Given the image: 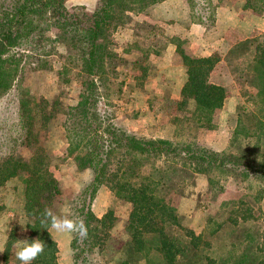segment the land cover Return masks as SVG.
Returning <instances> with one entry per match:
<instances>
[{"label":"trees","instance_id":"1","mask_svg":"<svg viewBox=\"0 0 264 264\" xmlns=\"http://www.w3.org/2000/svg\"><path fill=\"white\" fill-rule=\"evenodd\" d=\"M160 1L97 0L92 10L79 6L77 12L75 6H66L65 0H0V99L12 88L23 58L33 56L37 65L45 66L47 57L65 56L58 74L71 65L83 77L77 103L63 109L57 101L50 102L23 88L18 102L23 132L15 141L31 149V153L6 154L0 160V183L18 178L24 184V213L29 219L25 239L40 238L47 245L33 264H57L56 241L41 225V218L45 208L59 214L54 202L57 206L61 189L49 169L50 157L40 140V125L57 112L64 116L67 153L80 168L92 170L90 179L74 197L76 214L69 216L83 219L88 228L86 239L71 234L73 264H86L88 254L95 247L103 248L105 239L112 237V211L107 210L99 218L91 206L100 187L107 183L115 197L130 205L123 223L125 238L119 241L124 245L126 257L115 264H264V255L256 244L255 226L240 212L238 204L228 209L226 203L214 207L219 215L213 217L210 212L213 206L207 202L206 225L199 232L185 226L177 212L183 186L191 174L213 169L238 172L247 181L254 178L264 181L263 161L245 164L235 154L219 153L194 143L139 137L117 127L98 111L99 99L106 98L102 88L108 92L106 65L113 58L109 49L111 30L124 21L126 14L141 12ZM25 42L34 44V55L30 54L31 48H26L27 52L19 48ZM254 44L244 41L236 48L243 53ZM57 45L63 47L65 55L57 51ZM256 47L249 73L257 88L254 105L261 117L256 119V112H252L247 123L256 119L262 125L256 132H251L250 126H245L247 123L243 128L236 127L235 133L243 137L264 133V44L256 43ZM176 52L187 75L177 103L180 107L193 103L194 108L187 111V120L194 116L197 122H210L227 96L222 85L208 79L218 55L190 56L178 44ZM241 122L239 117L238 123ZM120 150L119 166L116 170L109 169L112 156ZM19 240L12 227L2 264L13 257L17 251L14 245Z\"/></svg>","mask_w":264,"mask_h":264},{"label":"rangeland","instance_id":"2","mask_svg":"<svg viewBox=\"0 0 264 264\" xmlns=\"http://www.w3.org/2000/svg\"><path fill=\"white\" fill-rule=\"evenodd\" d=\"M75 7L80 12L79 6ZM220 7L227 9L223 15L216 12ZM152 8L126 14L124 21L111 30L109 49L113 58L106 65L108 92L102 88L106 98L99 99L98 111L107 115L117 127L139 137L194 143L219 153L235 154L245 164L264 162V133L246 137L235 133L236 127H244L250 113L256 112L258 120L261 117L254 105L258 94L251 82L249 64L257 51L255 44H264V0H172L159 11L152 12ZM183 14L191 22L203 24L201 31H188ZM244 41L255 44L241 53L242 50L236 47ZM177 44L190 56L210 51L218 55L219 60L208 79L222 85L227 96L215 109L210 122H197L194 116L187 120V111L194 108L193 103L188 102L183 107L177 103L181 98L180 85L187 79L181 57L176 49L172 52L169 48ZM33 45L25 42L19 48L22 52L31 48L30 54L34 55ZM56 49L65 55L61 45ZM230 49L233 52L229 53ZM32 57L23 58V66L18 69L20 72L17 71L12 88L0 99V160L6 154L28 156L31 153V149L15 141L23 132L18 111L23 88L50 102L57 101L62 109L78 100L82 75L71 65L58 74L65 56L53 54L46 58L45 66L37 65L38 61ZM239 117L242 118L241 124L238 123ZM256 119L245 125L250 126L251 132H256L262 125L261 121L257 124ZM40 132L41 146L50 157L49 169L61 189L54 207L59 214H76L74 197L90 179L92 170L80 168L67 153L62 113L57 112L50 121L40 125ZM121 152L112 156L109 169L116 170L119 166L117 160L120 161ZM183 187L184 194L178 200L177 212L185 226L196 232L203 229L208 214L207 202L213 206L210 211L213 217L219 215L214 207L226 203L228 209L238 204L240 212L255 226L258 233L256 244L264 255L263 180L247 181L238 172L210 169L205 173L191 174ZM23 192L24 184L18 178L0 183V247L5 248L12 227L20 239L29 234ZM96 196L91 204L94 214L111 210L114 227L110 233L112 237L105 239L103 248L95 247L88 254L86 264H115L126 257L124 245L119 241L125 238L123 223L130 205L115 197L109 183L102 185ZM20 223L26 225V230ZM60 235L61 238H71V234ZM2 262L3 252L0 253V264ZM56 262L73 264L72 250H58ZM6 264H20V261L14 254Z\"/></svg>","mask_w":264,"mask_h":264},{"label":"clouds","instance_id":"3","mask_svg":"<svg viewBox=\"0 0 264 264\" xmlns=\"http://www.w3.org/2000/svg\"><path fill=\"white\" fill-rule=\"evenodd\" d=\"M21 224V223H20ZM25 227L26 225L21 224ZM41 225L49 231V233L57 234H75L81 239L88 237V228L83 219L70 218L65 212L57 214L52 208H45L42 218ZM46 243L40 238L20 239L17 244L14 245L15 257L20 261V264H33V261L38 259L44 254ZM5 249L0 247V253L4 252Z\"/></svg>","mask_w":264,"mask_h":264},{"label":"crops","instance_id":"4","mask_svg":"<svg viewBox=\"0 0 264 264\" xmlns=\"http://www.w3.org/2000/svg\"><path fill=\"white\" fill-rule=\"evenodd\" d=\"M170 1H172V0H162V1L154 4L153 5L154 8H152V12H155L156 10L159 11V10H161L162 7L168 6ZM96 3H97V0H65V5L68 6V7L69 6H84L88 10H92L96 6ZM226 11H227V9H224V7H220V9H218V8L216 9V12H217L218 15H223V13H226ZM180 12L181 11H178L179 14H180ZM183 15H184V17L186 19L185 22H187L185 28H187V26H189L188 31H190V32L192 30H194L196 32H199V30L201 31V29L204 26L203 24L191 22L189 19H187V16L185 14H183ZM234 16H235V13H234ZM146 17H147V14H145V18ZM235 24H236V22H235ZM169 48L172 50V52H174L175 49H176V46L173 45L172 48L171 47H169ZM211 53H212L211 51L207 52V53L206 52H202L201 54H199V56H209V55H211ZM182 85H180V88L182 87ZM99 190H98L97 194L99 193ZM92 210H93V208H92ZM104 212L105 211H100V212L96 211L95 215L100 218L104 214ZM53 234H55V235L53 236L52 233H51L53 239L56 241L58 250H60V251L62 250L64 252H66L68 249L71 250V247H70L71 238H66L65 236L63 238H61L60 237L61 235L57 234L55 232H53Z\"/></svg>","mask_w":264,"mask_h":264}]
</instances>
